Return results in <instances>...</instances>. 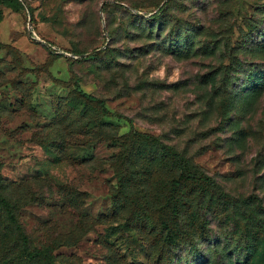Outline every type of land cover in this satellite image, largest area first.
<instances>
[{
    "label": "rangeland",
    "instance_id": "1",
    "mask_svg": "<svg viewBox=\"0 0 264 264\" xmlns=\"http://www.w3.org/2000/svg\"><path fill=\"white\" fill-rule=\"evenodd\" d=\"M17 2L0 4V193L21 231L0 208V264H264V0ZM132 133L210 179L177 217L178 173Z\"/></svg>",
    "mask_w": 264,
    "mask_h": 264
},
{
    "label": "trees",
    "instance_id": "2",
    "mask_svg": "<svg viewBox=\"0 0 264 264\" xmlns=\"http://www.w3.org/2000/svg\"><path fill=\"white\" fill-rule=\"evenodd\" d=\"M0 4H6L9 7L13 6H19L16 5L18 4L17 0H0ZM76 92L78 96L82 99L85 100L88 103L95 104L99 106L101 111L104 114H108L107 109L104 105V103L90 95L82 91L78 85L76 86ZM136 135L138 138H144L146 139V142L149 145H156L157 147V154L160 156V158L169 163L174 170L178 173V176L176 179L173 181L169 196H168V203H170L172 209L171 212L172 214L177 217L178 213L180 211V204H179V194L182 191L183 187H187L188 185L191 186H198L203 190L205 184H210V179L205 176L203 173L197 171L193 166H191L180 154H178L176 151H174L172 148L167 147L164 143H162L158 138L153 137L151 135H146V134H140V133H132L126 138L127 143H134ZM130 154V149H124L119 157H120V164L122 168H126V162L129 158ZM119 180V185L121 186L120 190L118 191V194L122 195V197H127V195L122 193V189L124 188V180H125V175L124 173L118 177ZM3 187V177L0 174V190H2ZM0 208H2L7 215V219L12 223L14 226H16V229L18 231H21L20 227H17V222L14 218V215L12 213V210L10 209V205L6 198L0 193ZM166 210V209H164ZM159 224L162 227V230L166 232V237H165V243L169 246H174L176 243V240L172 237L170 231L171 228L163 221L159 220ZM25 241V238H24ZM32 256L37 258L38 256H42V254L38 251L32 252Z\"/></svg>",
    "mask_w": 264,
    "mask_h": 264
}]
</instances>
